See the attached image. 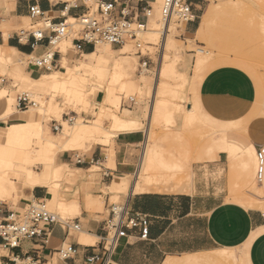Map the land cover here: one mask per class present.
<instances>
[{
    "label": "crops",
    "instance_id": "1",
    "mask_svg": "<svg viewBox=\"0 0 264 264\" xmlns=\"http://www.w3.org/2000/svg\"><path fill=\"white\" fill-rule=\"evenodd\" d=\"M104 1L116 2L113 14L118 17L120 10L125 6L131 15H136L146 4L153 7L156 0ZM188 2L192 6L195 20L182 27V41L195 38L200 17L208 7L203 9V0ZM33 5H37L53 23H59L69 17L74 19L85 11L81 0H0V56L8 64H14L11 58L38 55L47 48V39L32 49V39L18 41L15 31L6 34L8 29L26 25L30 19L29 8ZM159 14V10L153 7V16L148 25ZM139 20H143V17H139ZM49 35L45 32V36ZM94 51L91 45L85 43L77 58L65 55L62 65H91L94 63ZM27 71L31 77H37L35 69L28 67ZM197 81L201 114H205L209 122L220 123L223 127L230 125L233 128L240 123V129L243 125L245 132L240 131L233 138L215 137L213 147L205 146L192 150L190 155L194 161L185 171L181 160L165 159L161 156V150L151 148L155 165L162 172L176 176L175 180L162 185V189H157L155 184L146 185L139 178L146 155L145 131L117 135L110 145L94 144L96 146L93 149L94 145L90 146L92 151L81 156L74 151L58 154L55 158L57 163H66L70 169L77 173L79 170L84 175L81 186L88 188L93 202L91 207L84 208L85 194L80 191V210L71 218V223L78 224L80 230L67 231L60 224H53L49 227L48 238L41 236L23 241L19 248L13 250L1 249L0 261L9 263L17 258L18 262L20 261L18 264H25L24 260L28 257L37 260L39 264H84L87 257L101 255L104 238L110 234L108 221L112 219L115 211L110 205V198L113 200L119 195V201H122L129 213L147 215L150 217V223L146 239L140 238L138 230H129L125 237L117 241L110 264H163L168 257L204 253L223 247H238L242 264H264L263 212L237 203L238 197L244 195L246 196L243 198L252 201L264 198L262 183H255L254 180L255 151L264 144V90L258 94L254 82L241 71L228 66L212 68L201 73ZM99 94L96 95V100ZM132 107L121 109L133 111ZM7 109V100L0 99V118L5 115ZM10 110L6 119H0V129L8 124L37 120L34 113H20L12 104ZM71 113L75 114L69 112L64 115ZM23 114H27L24 119ZM61 127L59 132L63 130L62 125ZM49 132L57 135L50 130ZM176 135L181 139L182 133L178 132ZM241 139L248 140L250 147L240 149L237 145ZM3 142L4 138L0 132V145ZM228 142L232 145L227 146ZM103 147H109L107 154L104 153ZM161 148L164 147L160 146ZM207 149L214 150V153H208ZM209 154L213 155V159L209 158ZM228 155H235L236 158L230 161ZM245 158L247 170L242 168ZM93 166L98 168L97 172L92 170ZM39 170H42L41 166L38 167ZM187 176L190 181L185 179ZM12 180L16 184L23 183L25 177L21 172H16ZM253 182L256 184V193H260L262 197L257 198V195L248 192V186ZM137 185L140 190L134 192ZM64 194L69 198L67 193ZM20 197L18 208L22 209L23 201L29 197L46 200L49 199V194L47 187L36 186L29 191H22ZM8 203L13 204L0 202V205ZM9 211V208L0 209V221L6 218ZM81 233L95 237V243L81 244ZM63 244L73 245L77 249L76 255L66 261L60 260L55 254Z\"/></svg>",
    "mask_w": 264,
    "mask_h": 264
},
{
    "label": "bare ground",
    "instance_id": "2",
    "mask_svg": "<svg viewBox=\"0 0 264 264\" xmlns=\"http://www.w3.org/2000/svg\"><path fill=\"white\" fill-rule=\"evenodd\" d=\"M220 13L225 14V11L218 10L210 4L201 15L195 38L185 40L194 48V50H191L194 53L193 55L192 53L191 55L187 54L188 51L180 47L177 50L182 58L172 60L170 55L176 49L173 43L174 37L168 35L163 38V43L160 45L161 56L158 58L155 73H152L153 79L147 76L150 73L148 69H142L140 76L135 77L132 75L130 64L132 61L136 62V57L127 55L126 46L128 44L122 49L114 50L109 44L97 45L105 44L97 43L92 54L93 64L79 63L74 67L64 65V71H42L44 73L35 78L31 77L23 67L18 66L16 63L8 64L0 56V65H8L7 68L3 69L14 74V79L20 84L21 88L30 92L42 93L47 97L44 102L40 101V105L37 106V99L42 98L39 95L30 93L36 100L37 107L34 106L26 111L19 112L30 115L32 113L30 109L34 108L33 113L37 116V120L8 124L5 131L1 132L4 142L0 145V202H16L21 200L20 194L22 191H29L36 186H42L47 187L49 194V199L45 200L47 206L49 205L51 210H57L56 213L61 215L79 213L78 196L80 191L85 194L86 207L84 208L91 207L93 202L88 188L81 186L85 178L84 175L79 170L77 173V171L70 169L66 163H57L55 161L57 150L62 149L65 153L85 150L94 144L110 145V142L114 141L117 135L140 131L144 123L143 117L147 120L145 152L147 154L149 151L151 157L146 159L148 156L145 155L139 178L142 177L146 185L155 184L157 189H162V185L165 186L171 182L176 176L162 172L152 159V149L149 143L153 133L151 134L150 125L151 122L157 123L159 120V122L175 124L180 129L182 128V131H188L191 136L196 135V133L199 134L202 116L198 100L199 81H195V79H197V75L199 76L211 53L205 48L196 46L194 42L198 38L206 41L213 39L212 27L215 24V18ZM67 23L76 24V21L69 17ZM160 24L159 14L149 23L150 28L144 33L148 32L151 35L155 33L154 35H156V31H158L156 27ZM262 31L264 33V25ZM62 39L58 45L63 43ZM192 56H198L195 75L190 73V68L193 66V64L191 65ZM22 57L25 56L20 55V58ZM189 91L191 96H189ZM98 93L102 94L100 100L95 98ZM129 93H133L134 97L137 98L136 105L138 107L133 111L121 109L120 105L121 97L130 98ZM165 95H168L169 99H163L162 96ZM157 96H160V98ZM143 97H149L152 100L150 103H145ZM175 100H179L180 103L190 101L187 102V106H183L179 102L175 103ZM12 101L11 98H8V109L0 119L7 118L11 112ZM89 105L96 107V110L91 112L94 113L93 119L86 122L80 121L78 112L85 110ZM69 112L76 114L72 124L62 120V116L69 114ZM49 117L60 119V124L63 126V130L55 136L50 134L48 127H45L44 124V121ZM240 131H244L243 125ZM230 145L232 144L228 142L227 146ZM237 146L240 149H245L247 146L250 147V144L248 140L241 139ZM207 147L213 146L210 143ZM38 166H41L42 170L37 171L35 168ZM242 168L247 170L246 158L242 161ZM94 169L98 168L93 166L92 170ZM16 172H21L24 175L25 180L23 183L16 184L13 182L12 178ZM185 179L189 180V176ZM262 185L264 188V179ZM62 189H66L65 193L68 194L69 198H66ZM139 190L140 188L137 185L134 192ZM262 194L264 196V189ZM245 196L238 197L237 203L244 207L260 209L264 213V198L260 201H252L243 198ZM33 200L32 198L31 202ZM117 201H119V195L113 199V202L116 203ZM24 207H26V203H23ZM114 209L117 218L123 208L115 206ZM79 236V242L83 245H92L96 241L95 237L83 233ZM212 252L211 255L205 256H198V253L188 254L179 259L168 257L163 264H242L238 247H223Z\"/></svg>",
    "mask_w": 264,
    "mask_h": 264
},
{
    "label": "built area",
    "instance_id": "3",
    "mask_svg": "<svg viewBox=\"0 0 264 264\" xmlns=\"http://www.w3.org/2000/svg\"><path fill=\"white\" fill-rule=\"evenodd\" d=\"M85 11L74 18L76 24L67 23V19H63L59 23H53L51 19L46 17L37 5L29 8L30 19L39 21L41 27L36 28V24L28 31H20L16 33L18 41L32 39L31 47L42 43L47 39V48L41 57L34 55L28 56V67L40 72L45 71H64L63 58L66 57L58 48L59 41L74 35L72 38V47L77 53H82V45L89 44L92 50L95 49L97 43L109 44L114 48H123L125 45L131 44L135 55L138 58L137 74H140L142 69H149L151 57L148 52H143L141 36L146 31L149 19L153 16V7L146 4L141 12L136 15L129 11L128 7L120 10L119 16H114L116 2H107L104 0H81ZM143 17V21L139 20ZM195 16L192 11V6L188 0H162L160 8V23H161V43L162 39L166 38L171 31V26H177L176 29H181L185 24L192 23ZM75 26H77L75 28ZM45 32L50 35L45 36ZM152 46V45H151ZM160 48V46H159ZM161 52L159 51V54ZM160 56V55H159ZM6 83L5 78H0V84ZM37 102L34 97L28 92H21L16 95L15 107L18 111H26L31 107L36 106ZM136 105L133 97L121 101V108H130ZM73 116L66 115V121L72 123ZM53 130L59 132L62 129L61 125H56L53 122ZM264 179V144L260 145L255 151V173L254 180L256 183H262ZM264 218V213H262ZM150 217L141 213L131 214L124 207L120 212L119 217L115 219V211L110 221H108V234L103 241L102 254L92 255L85 259L84 264H110V257L120 238L126 236L129 230H138L141 239H146L148 236ZM53 224H60L65 230L79 231V225L71 223V219L61 218L58 215L50 212L45 200L34 199L27 211L21 215L9 211L2 221H0V251L1 249L13 250L20 247L21 243L33 238L45 237L50 235L49 227ZM77 253L75 246L63 244L57 251V257L66 261L74 257ZM1 259V256H0ZM17 258L9 261V263L0 264H18ZM25 264H39L37 260H32L28 257L24 260Z\"/></svg>",
    "mask_w": 264,
    "mask_h": 264
},
{
    "label": "rangeland",
    "instance_id": "4",
    "mask_svg": "<svg viewBox=\"0 0 264 264\" xmlns=\"http://www.w3.org/2000/svg\"><path fill=\"white\" fill-rule=\"evenodd\" d=\"M203 1H204L203 9L211 4L213 7H216L218 10H224L226 15L220 13L215 18V24L212 27V37H213L212 40L206 41L205 39L198 38L196 42H194L196 46L205 48L211 53L210 57L207 58V63L203 66L199 74L208 72L212 68L214 69L217 67H225V66L232 67L238 71H241L248 79L254 82L255 86L258 89V94H260L264 90V33L262 31V27L264 25V0H203ZM161 3H162V0H158V2L155 1V3L153 4V7L156 8L157 10H160ZM35 24H36V28L41 27V24L39 21L28 19L25 26L21 25V26H16L15 29H8L6 34H10L12 31H15V32L28 31L31 29L32 25H35ZM176 27L177 26L172 25L171 31L168 34L174 37L173 43L176 47L175 51L170 55L172 60H179L182 58L179 51L177 50L180 47L181 48L183 47L185 51H188L187 54L189 55H191L192 53L191 50H194L192 45L190 46V44L187 43V41L185 42L180 39V36H182V33H183L182 27L179 30L176 29ZM149 28H150V25H148L147 29ZM160 29H161V24L158 27H156V30H158L156 31V35H154L155 33L151 35L148 32H146V34L144 33L141 36V42L143 45L142 50L143 52H148L151 57V62L149 64L150 66L148 69L150 73L147 76L151 77L152 79H153L152 73H155L156 68H157L158 58H160L161 56V53L159 54V51H161V47L159 48V46L163 43V40L161 43ZM73 37L74 35H69L68 37L63 38L62 39L63 43L57 46V48L62 53H64V55H68L69 58L71 57L77 58L79 55V53H77L71 46V39ZM100 45H106V44H100ZM126 47H127L126 49L127 55L134 57V58L136 57L135 59L136 62L132 61L130 64L132 75L135 77L140 76V74H137L138 58L135 55V51L131 44L127 45ZM113 49L118 50V48H113ZM44 53L45 52H42L34 56L41 57ZM193 54L194 53H192V55ZM197 57L198 56L191 57V65L193 64V66L190 68L191 74H194L195 72V65H196ZM28 61H29L28 57L19 58L16 56L15 58H11V62L18 64V66L23 67L25 70H26ZM237 65L241 66L244 69L238 67ZM0 66H1L0 67V78L6 79V83L0 84V99H4L5 101L7 100V103H8V98H11L13 100L12 101L13 108H15L16 95L21 92H29L35 95H39L42 99H39V98L37 99L38 101L37 106L40 105V101L44 102L46 100L47 97L43 95L42 93L30 92L29 90L21 88L20 84L14 79L15 78L14 74L8 73V71L3 69V68H7L8 65L1 64ZM12 67H15V66H12ZM134 71L136 72L134 73ZM42 73L44 72H40V74ZM196 80L197 79H195V81ZM2 88L4 89V91H2L3 90ZM188 93H189V96H191L190 91ZM129 96L133 97L135 101H137V98L134 97L133 93H129ZM167 96L166 95L164 97L162 96V98L169 99V96L168 97ZM101 97H102V94L100 93L97 100H100ZM157 97H156V100H157ZM95 98H96V95H95ZM128 98L129 97L122 96L120 100L122 101ZM158 98H160V96ZM143 100L145 101V103H150L152 99L149 97H143ZM121 101H120V105H121ZM189 101L190 100L184 103H180L179 100H175L174 102L175 103L179 102V104L183 106H187L186 104ZM88 107L86 108L87 110L86 109L80 110V112H78V115H79L78 119L80 121L86 122V121H90L93 119L94 113H91V112L96 110V107L91 106V105H89ZM137 107H138L137 105H133L131 110L137 109ZM33 109L34 108L30 109V112L33 113ZM89 109L90 111H88ZM72 114L73 113H71V115H68V116H73ZM26 116L27 114H23V119ZM65 116L66 115L62 116L63 120L66 119ZM201 116H202V118L200 119L201 126L199 125L201 128L199 127L200 128L199 129L198 127H196L199 129V132H198L199 134L197 135L196 133V135L194 136L189 135L188 131L187 132L182 131L181 130L182 128L180 129V127H177L175 124H168V123H164L163 121H160V122H163V123H160L159 120L158 121L155 120L157 121V123L151 122L152 124L150 125V128H151L150 130H151V134L153 133L151 137L152 136L153 137L151 138L150 143H149V145L151 144L150 148L155 149V150L156 149L161 150V153H162L161 156L165 159L176 158L178 160H181V162H183L184 164V171H185L188 165L194 161V158L190 155V152H192V150L205 147L209 145L210 143L212 144V146H214L215 137L224 136V137L233 138V136L236 133H240V125H241L240 123L237 126L234 125L233 128H231L230 125H228L227 127H223V125L220 123L209 122L205 114L204 115L201 114ZM142 120L144 123L140 131L142 130L145 131L147 120L145 117H143ZM54 121L56 122V125L60 124V119H57L55 117H49L46 121H44L45 122L44 124L48 126L49 130L53 134H59V132H56L53 130ZM5 129H6V126L4 128H1L0 132H4ZM178 132L182 133L181 139L177 138L176 134ZM168 134H170L171 136L167 137ZM95 146L96 145L92 146V149ZM160 146H163L164 148L160 149ZM92 149L89 147L88 149L74 151V152L78 153L81 156L84 154H88L90 151H92ZM108 149L109 147H103L105 154L108 153L107 151ZM207 151L208 153L209 152L214 153V150L207 149ZM60 153H63L62 149L57 150V155ZM147 154H146V157L147 156L148 157L146 159H149V157H151L149 155L150 152L148 151ZM209 155H210L209 158L213 159V155L212 154H209ZM228 156H229L230 161H233L236 158L235 155H228ZM38 167L35 168L37 171H38ZM97 170L98 169H94L93 171H97ZM140 179H142V177H140ZM255 185L256 184L253 182L250 186H248V192L254 195H257L256 196L257 198L262 197L260 193H256L254 189ZM65 190L66 189H62V191L64 192ZM19 201L20 200L13 202V204H10V203L1 204L0 209L9 208L10 211L16 213L17 215H21L25 213L28 207L31 205V197H29L26 201H23V203H26V207L22 209L18 208ZM110 205L113 208L115 206H121L122 208H124V204L122 203V201H117L115 203L113 202L111 198H110ZM47 207L50 212L54 213L55 215H58L61 218L71 219V218H74L78 214V212H74V213H70L67 215H61L59 213H56L57 210L55 209L51 210L49 205ZM115 219L117 218L115 217ZM212 253H213L212 251H208L204 253H198L197 255L205 256V255H211ZM182 257H184V255L175 256L171 258L179 259Z\"/></svg>",
    "mask_w": 264,
    "mask_h": 264
}]
</instances>
